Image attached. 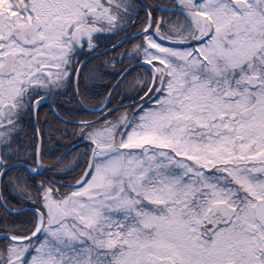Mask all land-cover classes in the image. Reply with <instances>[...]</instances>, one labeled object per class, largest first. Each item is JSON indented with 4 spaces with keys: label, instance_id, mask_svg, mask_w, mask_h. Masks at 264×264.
<instances>
[{
    "label": "snow or ice",
    "instance_id": "1",
    "mask_svg": "<svg viewBox=\"0 0 264 264\" xmlns=\"http://www.w3.org/2000/svg\"><path fill=\"white\" fill-rule=\"evenodd\" d=\"M0 264H264V0H0Z\"/></svg>",
    "mask_w": 264,
    "mask_h": 264
}]
</instances>
